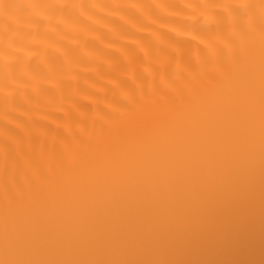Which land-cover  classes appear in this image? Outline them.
<instances>
[{"label": "bare ground", "instance_id": "1", "mask_svg": "<svg viewBox=\"0 0 264 264\" xmlns=\"http://www.w3.org/2000/svg\"><path fill=\"white\" fill-rule=\"evenodd\" d=\"M200 5L5 0L0 264H264V0Z\"/></svg>", "mask_w": 264, "mask_h": 264}, {"label": "clouds", "instance_id": "2", "mask_svg": "<svg viewBox=\"0 0 264 264\" xmlns=\"http://www.w3.org/2000/svg\"><path fill=\"white\" fill-rule=\"evenodd\" d=\"M206 0H201V7L204 6ZM5 7V0H0V10H3V8ZM211 21H209L208 19H206L205 17L201 16L199 17V26L201 29H208L211 26Z\"/></svg>", "mask_w": 264, "mask_h": 264}]
</instances>
